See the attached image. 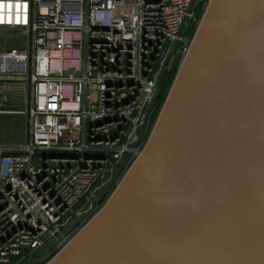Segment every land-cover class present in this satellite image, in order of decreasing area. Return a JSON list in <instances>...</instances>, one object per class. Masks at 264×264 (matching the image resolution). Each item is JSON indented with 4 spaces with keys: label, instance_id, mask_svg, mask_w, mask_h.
I'll use <instances>...</instances> for the list:
<instances>
[{
    "label": "water",
    "instance_id": "95a60500",
    "mask_svg": "<svg viewBox=\"0 0 264 264\" xmlns=\"http://www.w3.org/2000/svg\"><path fill=\"white\" fill-rule=\"evenodd\" d=\"M174 49L139 156L66 225L63 249L48 242L29 264H264V0H209L180 64Z\"/></svg>",
    "mask_w": 264,
    "mask_h": 264
},
{
    "label": "built area",
    "instance_id": "2783aa9c",
    "mask_svg": "<svg viewBox=\"0 0 264 264\" xmlns=\"http://www.w3.org/2000/svg\"><path fill=\"white\" fill-rule=\"evenodd\" d=\"M191 1L0 0V34L15 35L0 47V115L26 124L23 143L0 145V264H29L51 241L63 249L66 225L127 154L125 171L139 156L160 74L175 42L182 63L203 15L188 12ZM13 82L25 84L24 112L4 107Z\"/></svg>",
    "mask_w": 264,
    "mask_h": 264
},
{
    "label": "rangeland",
    "instance_id": "374dc122",
    "mask_svg": "<svg viewBox=\"0 0 264 264\" xmlns=\"http://www.w3.org/2000/svg\"><path fill=\"white\" fill-rule=\"evenodd\" d=\"M14 36V34H9L8 36L0 34V47H8L11 45V42L14 43ZM4 88L7 92L3 94L5 109L13 112H24L26 105L25 84L22 82H13L7 84ZM25 125V116L22 114L0 115V145L23 143L26 132Z\"/></svg>",
    "mask_w": 264,
    "mask_h": 264
},
{
    "label": "trees",
    "instance_id": "16d2710c",
    "mask_svg": "<svg viewBox=\"0 0 264 264\" xmlns=\"http://www.w3.org/2000/svg\"><path fill=\"white\" fill-rule=\"evenodd\" d=\"M209 0H200V2L198 3L197 7L195 8L194 10V15H195V18L196 19H199L201 17V15L203 14L204 12V7L205 5L208 3ZM194 29H195V23L192 22L191 24H189V27H188V30L185 32V35L186 36H191L194 32ZM174 76H175V73H171L164 81H163V85H162V96L161 98L159 99V108L160 106L162 105L164 99H165V96L172 84V81L174 79ZM159 110V109H158ZM158 110L155 114V116L153 117V120H152V124L154 123L156 117H157V114H158Z\"/></svg>",
    "mask_w": 264,
    "mask_h": 264
},
{
    "label": "flooded vegetation",
    "instance_id": "af4514ba",
    "mask_svg": "<svg viewBox=\"0 0 264 264\" xmlns=\"http://www.w3.org/2000/svg\"><path fill=\"white\" fill-rule=\"evenodd\" d=\"M195 10V9H194ZM184 33V32H183ZM171 73H168L167 75H166V77H165V79L170 75ZM164 79V80H165ZM156 114V113H155ZM155 114H154V116H155ZM149 130V129H148ZM146 138L144 137V140H145ZM110 194V191H108L107 192V194H106V196H105V198H104V200L103 201H105L106 199H107V197H108V195ZM94 211H97V209H95V210H92L91 212H89V216L94 212Z\"/></svg>",
    "mask_w": 264,
    "mask_h": 264
},
{
    "label": "crops",
    "instance_id": "0c3cea01",
    "mask_svg": "<svg viewBox=\"0 0 264 264\" xmlns=\"http://www.w3.org/2000/svg\"><path fill=\"white\" fill-rule=\"evenodd\" d=\"M5 87V86H4ZM5 89V88H4ZM8 110V109H7Z\"/></svg>",
    "mask_w": 264,
    "mask_h": 264
}]
</instances>
